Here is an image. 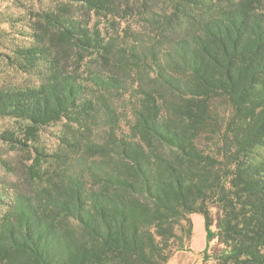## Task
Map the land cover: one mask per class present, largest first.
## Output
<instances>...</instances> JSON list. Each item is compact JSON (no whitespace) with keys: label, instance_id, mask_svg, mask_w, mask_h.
Instances as JSON below:
<instances>
[{"label":"trees","instance_id":"16d2710c","mask_svg":"<svg viewBox=\"0 0 264 264\" xmlns=\"http://www.w3.org/2000/svg\"><path fill=\"white\" fill-rule=\"evenodd\" d=\"M61 1L1 57L34 80L0 81V117L24 122L0 140L31 153L0 186V264H167L197 217L203 264H264V0L144 2L158 33L128 48L73 11L114 25L119 0Z\"/></svg>","mask_w":264,"mask_h":264},{"label":"rangeland","instance_id":"374dc122","mask_svg":"<svg viewBox=\"0 0 264 264\" xmlns=\"http://www.w3.org/2000/svg\"><path fill=\"white\" fill-rule=\"evenodd\" d=\"M121 2L120 15L116 18L114 25L109 18H100L96 15H90L80 6L73 7L74 13L82 19L91 20V24H99L108 35L116 36L117 28L121 37L117 38V48L129 47L133 44L145 45L150 44L157 35V29L151 26L147 21L149 13L144 9L145 2L150 10L160 13L171 10L170 0H119ZM217 1V0H208ZM63 4L61 0H0V81L10 83H23L31 78L26 74L16 72L6 64L1 57L12 54V48L15 46H24L31 43L29 34L32 32L33 22L36 19V13L56 9ZM130 7H128V5ZM146 12V13H145ZM88 64L83 65L86 70ZM134 77H129L132 83ZM133 99L131 91L127 92L123 99L116 104L123 114L129 113L130 100ZM130 116V114H129ZM24 122L16 121L10 118L0 117V132L10 129L18 131L22 128ZM122 130H128L127 119L123 116ZM63 122L54 123L43 127L39 133V142L43 149L49 153L59 149V138L63 134ZM12 147L0 140V186L9 187L12 184H21L23 182V169L28 160L30 148L28 150L11 149ZM264 156V149H257ZM2 160L8 162V166L3 164ZM3 208L0 210V214ZM203 229L199 224V218L195 219V232L193 245L199 249L203 243ZM203 238V239H202ZM192 251L191 248L175 249L167 264H203L202 254L199 250Z\"/></svg>","mask_w":264,"mask_h":264}]
</instances>
